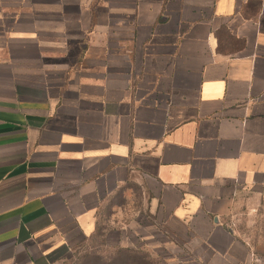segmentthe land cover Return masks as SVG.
<instances>
[{
    "label": "crops",
    "instance_id": "crops-1",
    "mask_svg": "<svg viewBox=\"0 0 264 264\" xmlns=\"http://www.w3.org/2000/svg\"><path fill=\"white\" fill-rule=\"evenodd\" d=\"M132 186L160 264H264V0H0V264L71 259Z\"/></svg>",
    "mask_w": 264,
    "mask_h": 264
},
{
    "label": "rangeland",
    "instance_id": "rangeland-1",
    "mask_svg": "<svg viewBox=\"0 0 264 264\" xmlns=\"http://www.w3.org/2000/svg\"><path fill=\"white\" fill-rule=\"evenodd\" d=\"M115 202V207L104 209L95 235L80 245L71 259L60 264H160V254L147 249L144 238L130 236L133 229L144 234L152 220L148 217L155 218L148 194L137 186L126 187ZM262 211V216L255 217L248 227L251 232H260V241H264V209Z\"/></svg>",
    "mask_w": 264,
    "mask_h": 264
}]
</instances>
